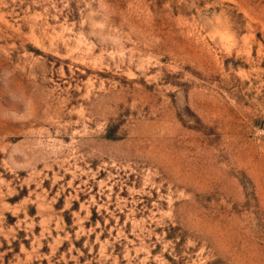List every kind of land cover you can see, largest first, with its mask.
Segmentation results:
<instances>
[{
  "label": "rangeland",
  "instance_id": "1",
  "mask_svg": "<svg viewBox=\"0 0 264 264\" xmlns=\"http://www.w3.org/2000/svg\"><path fill=\"white\" fill-rule=\"evenodd\" d=\"M0 264H264V0H0Z\"/></svg>",
  "mask_w": 264,
  "mask_h": 264
}]
</instances>
